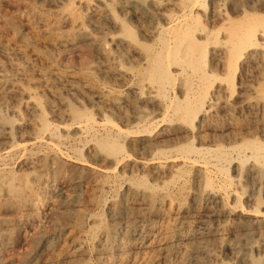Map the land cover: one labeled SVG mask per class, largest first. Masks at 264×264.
<instances>
[{"label":"bare ground","instance_id":"6f19581e","mask_svg":"<svg viewBox=\"0 0 264 264\" xmlns=\"http://www.w3.org/2000/svg\"><path fill=\"white\" fill-rule=\"evenodd\" d=\"M75 1L59 0L63 4H73ZM138 2L141 3H134L133 0H79L77 5L80 12H83L76 18V22L74 21L77 32L68 36L62 33L63 36L53 41L52 49L49 48L46 52L48 61L53 64L56 62V53L61 54L76 43L88 46L94 59L92 68L99 70L108 80L127 87L132 94L130 98L118 96L106 89L107 87L83 83L82 79L72 77L73 75L63 79L60 75L56 76L55 71L38 75L41 80L40 85L37 84L38 87L34 85L36 88H33L31 82L26 83L28 85H24L25 88L5 85L0 75V94L6 92L27 97L25 109L31 117L33 115L36 118L39 128L37 134H34L36 141L44 142L47 137L59 139L62 131L67 139L75 142L85 141L92 150L86 162L104 173H109L110 170L116 173L128 158V155H122L121 151L134 141L128 139L126 143L121 140L126 132L120 125L125 121L126 108L135 111L130 122L139 129L133 134L139 136L140 141L134 144V147L150 159L139 165L131 163L127 170H141L148 172L157 181L165 180L162 184L159 183L160 186L163 185L159 189L148 187L143 182L132 184L127 188L128 197L110 209V222L95 221L92 240L98 264H259L260 258L256 260L250 253L260 254L264 251V202H259L253 195L247 196L250 206L244 208L239 202V188L235 192L233 187L238 183L234 181L236 178L232 180L228 170L222 165L232 164V156L238 157L236 159L242 158L243 161L253 160L250 170L252 175H256L264 167V122L259 128L260 139L234 138L236 142L233 144L232 139L212 136L211 141L216 144L215 149L197 148L189 144L176 150L180 153L177 161L196 168L201 176V188L196 191L192 190V187L189 188L183 180L187 173L185 166L169 164L170 167L164 171V167L157 163L159 159L167 158L166 152L169 150L165 152L164 148L168 142L145 138L151 134L148 126L155 124V121L165 125L166 129L171 124L182 122L186 125L180 129L185 131L187 128L195 130L196 125L214 130L218 109L229 114L227 116L232 113L233 109L229 110V99L238 80H241L238 110L254 118L264 115V91L259 92L258 102L246 95L251 92L253 95L258 93L249 86V79L251 80L250 76L253 78L251 74H256L264 68V14L258 13L259 9L245 7L238 11V17L225 20L221 9L222 0H210L212 17L224 24L218 30L206 31L199 23V14L193 10L196 6H204L206 0H152L150 11L143 10L139 6L142 4L138 5ZM115 8L127 18L130 27L115 18ZM81 18L89 20L91 30L80 21ZM148 24L152 27L147 26ZM99 29L106 32L104 34H108V37L100 39L96 33ZM133 29L139 32L143 42L137 41V32L134 33ZM221 32L223 35L220 38ZM145 41H151L153 45L148 46ZM208 57L224 68L225 78L219 79L214 72L206 71ZM125 62L130 64L131 68H125ZM134 74L137 82L135 79L131 83L130 79ZM217 80L220 83L216 85ZM64 91L75 100V105L63 99ZM46 92L66 104V110L53 112L52 109L53 113L50 115L46 109L52 106L50 101H39L40 95L43 98ZM85 101L100 115L106 116L102 124L91 112L83 109ZM13 114L22 121L23 115L17 109H13ZM53 118L60 124L55 123ZM62 122L68 124L63 125ZM98 127L106 128L104 135L97 133ZM72 129H76L74 135L70 133ZM0 133L4 137L11 136L7 129L0 130ZM47 147L51 149L49 153L45 152L34 156L36 158L33 160L26 159L23 162V166L32 170L30 181L24 187L30 197L24 199V204L34 212L51 206L50 199L58 200L57 194L49 195L48 179L55 172L62 174L67 171L66 166H60V159H73L64 153L58 144H47ZM26 148V145L12 143L6 148V155L11 156L21 150L26 152ZM205 156H210V159L204 158ZM78 159L83 161L80 155ZM210 168H214L213 170L222 176L223 183L218 189L210 177ZM0 181L3 182L1 179ZM4 181L9 185L8 193L23 197L24 191H20L12 179L6 178ZM170 186L174 187L173 192L169 191ZM97 193L99 190L96 195ZM35 197L41 201L37 203ZM97 198L93 199V204L90 203L93 207H99L101 204ZM231 200L233 205H230ZM188 201H191V206ZM135 203L139 206L138 209L128 206ZM92 212V218L95 219L96 216ZM116 219H123L125 223L121 224ZM10 223L8 220L0 221V249L3 243L11 238ZM84 243L77 244L72 249L67 257L69 261L86 263L88 252ZM221 250L229 251L232 260L227 261L223 257V260H220Z\"/></svg>","mask_w":264,"mask_h":264},{"label":"rangeland","instance_id":"374dc122","mask_svg":"<svg viewBox=\"0 0 264 264\" xmlns=\"http://www.w3.org/2000/svg\"><path fill=\"white\" fill-rule=\"evenodd\" d=\"M135 1L141 2H138V5L142 4L139 6L143 10L146 9L147 11H150L152 0H133L134 3ZM77 2H79V0H76L73 4H63L62 2H59V0H0V75L3 78L2 80L5 85L8 84V86H10L11 84V86L17 88H25V86L28 85L26 83L31 82L33 88H36L35 86H37V84L40 85L39 81L41 78L39 76L41 73L55 71L54 74H57L56 76L60 75L59 77L63 79L67 78L68 75H73L72 77L75 76L77 79H82L81 82L83 83L87 82V84H95L98 87H107L106 89L113 91L112 93L125 99L131 97L132 94L128 91L127 87H123L118 83L108 80L105 76L103 77V73L92 68L94 67L93 54H91V49L86 45H79L76 43L77 45L75 44L71 46V48L61 54H58L59 52L56 53L57 56L55 55V63L52 64L48 61L46 52L49 48L52 49L53 41L60 38V36H68L72 35L75 31L77 32L75 20H77L76 18H79L83 12L82 10L80 12ZM74 4L76 6H74ZM245 7L246 9H259L258 13L262 14L263 12L264 14V0H222L221 3V9L224 18H226L225 20L238 17L240 15L238 11H240V9H245ZM211 9L212 5L210 0H206L204 6H196L195 9H193L194 13L199 14V23L206 29V31L218 30L221 25L224 24L222 21L216 20L212 17ZM113 15L117 20L120 22L122 21L125 26L129 25L127 18L123 17V14H121L118 9L115 8L113 10ZM80 21L87 25L88 30H91L92 25L87 18H81ZM97 25H99V23ZM132 25H135L134 22ZM130 26L131 25H129V27ZM147 26H149V24ZM214 26L217 29H214ZM149 27H152L151 24ZM99 30H97L96 33H98L100 39L108 37V34H104L106 32L102 31V29ZM133 30L134 33L137 32L135 35L137 41L140 42L141 37L139 36V32L135 29ZM222 35L223 33L221 32L219 37L221 38ZM141 42L143 41L141 40ZM145 43H147L148 46L153 45L151 41H145ZM208 60L205 68L206 71L214 72L216 77L219 76V79L225 78L224 75H226V72L224 68L217 65L212 58L208 57ZM124 67L129 69L131 68V65L125 62ZM86 69L88 71H86ZM16 71H20V74ZM259 72L256 73L257 75L255 73L251 74L253 78L250 76L251 80L249 79V86L252 87L255 92L257 90L258 93H254V95L252 92L249 93L251 95L246 94L255 102L260 100L259 92L264 91V68H262V71L260 69ZM135 76L136 74L131 77V83L135 81ZM36 81L38 82L36 83ZM135 82H137V79ZM244 82L246 83L245 80ZM219 83V80L215 82L216 85ZM240 86L241 80L236 81L235 90L229 99V104L231 105L229 110L233 109L230 116H227L229 114L221 112L218 109L216 117L217 124L214 130H207L205 126L202 128L196 125L195 130L187 128L185 131L180 129L186 125L182 122L171 124L167 129L164 127L165 125L159 122L157 123V121L154 122L155 124L148 126L151 134L146 135V140L168 142L166 144L167 149L164 148L165 152L166 150H169L166 152L167 158L165 157V159L163 158L157 161V163L159 162L164 167V171H166L171 164H178V166L181 167L185 166L183 163H180V160L178 162L176 159L179 157L178 155H180L176 150L180 147H187L189 144H192L197 146V148L215 149L216 144L211 141L212 136H224L229 140L232 139L233 144L236 142L234 138H237L238 140H251L253 138L260 139L259 128L264 122V115L261 114L258 116L257 118L259 119L257 120V118H254L252 115H248V113L246 114V112L238 110L237 103L239 100ZM258 95L259 97H256ZM43 96L45 97L42 98L40 95V100H38L42 103L46 100L50 101L52 106L49 108L46 107L47 112L49 111L48 113H50V115H52L53 112H64L66 110V104H63L59 99L52 96V94L46 92ZM63 99L70 104L75 105V100L72 99L66 91L63 92ZM26 101H28L27 97H24V95L22 96V94L10 95L6 92L5 94H0V117L2 120H0V130L7 129L8 132H11L9 138L0 135V157L3 162H0V171H2L0 172V179L3 181H0L2 186H0V221L8 220L11 222L9 234H12L10 240L5 241L0 249V264H87L88 262V264H98L96 249L92 240V229L95 221L98 222V220H102L106 223L108 221L110 222V209L113 205L118 204L121 200L128 197L127 188L132 184L143 182L148 187H157L159 189L163 187V185L160 186L159 183L162 184L165 180L161 179L157 181L149 175L148 172L145 173L141 170H135L134 172L127 170L128 165L131 163H137V165H139L146 162L147 159H150L149 157L147 158L144 156L141 152L135 150L134 147V144L140 141L138 140L139 136L133 134L139 129L130 122L133 120L135 111L131 108H126L124 114L125 121L120 125L122 126L121 128L123 131L126 132L121 137V140L126 143H128V139H133L132 141H134L133 144L131 143L127 146L122 143L125 147H123L121 154L128 155V158H126L119 166L116 173L113 170H110L111 172L109 171V173H104L99 172L86 162L92 154V150L90 149V145L85 141L75 142L72 139H67L65 138V132L63 131L59 134V139L47 137L44 142L36 141L35 135L39 128L36 125V118L33 115L31 117L25 109ZM43 106H45V104H43ZM13 109H17L20 114L22 113V121H19L17 116L13 114ZM83 109L91 112L100 124L106 120V116L103 114L100 115L89 102L85 101L83 103ZM53 119L55 123L60 124L56 118ZM117 121L118 120L115 122L119 123V121ZM66 124H68V122L65 124L63 123V125ZM200 124L201 123H199V125ZM96 131L101 136L104 135L107 130L106 128L98 127ZM70 133L74 135L76 129H72ZM12 143L26 145L27 151L23 152L21 150L22 152L18 151L11 156L6 155V148H8L10 144L12 145ZM47 144H58L60 149L73 159H60V166H66L67 171L62 174L61 172H55L51 174L48 179L47 186H49L48 188L50 190L49 195L57 194L59 196L58 200L50 199L51 206L42 210L38 209L34 212V210L30 211L24 204V199L30 197V194H28V191H26L24 187L27 182L30 181L32 170L27 166H23V162L26 159L33 160L38 155L45 154V152L49 153L51 149L47 147ZM78 151H80L81 154H79ZM79 155L83 161L78 159ZM206 157L207 156L204 158ZM207 158L210 159V156ZM236 158L238 157L231 156L230 160H234L232 164H226V166L225 164L221 165L228 170V174L231 176L232 180L236 178L234 181L238 183L234 184V190L235 192L239 190V192H237L239 193V202L247 209L250 206L248 201L251 195H253L259 202H264V167L260 170L261 173H259V171L256 175H252L250 170L253 160L243 161L244 159L242 158ZM172 159L175 160L172 161ZM199 160L203 161L201 159ZM166 165H168V167ZM184 168L187 173L183 180L187 182L189 188L192 187V190H199L201 188L202 179L196 168H193L191 165L185 166ZM213 169L214 168H210V177L213 184L218 189L222 185L221 183H223V180L221 174H218V172ZM6 172L8 177L5 175ZM213 174H215V176ZM242 174L244 175L242 176ZM3 176L5 177L3 178ZM6 178L12 179L17 188L20 191H24L22 198L16 196L12 192L13 195L8 193L9 185L4 181ZM248 181L251 182L249 183ZM237 185L239 186L237 187ZM255 186L257 189H255ZM258 187L261 189H258ZM168 189L173 192L174 187L170 186ZM98 190L99 193L96 195ZM247 196L249 197L247 198ZM94 198H97L99 202L101 201L99 207H93V205H91L93 204ZM35 200L37 203L41 201L40 198L38 199L36 197ZM190 202L191 201H188L189 206L192 205ZM232 203L233 201L231 200L230 205H233ZM128 206L136 209L139 208L137 203L132 205L128 204ZM91 212L96 216L95 219L92 218ZM116 220L121 224L125 223V220L123 219H120L121 221L119 219ZM210 224L213 225L214 223ZM1 228L2 227H0V230ZM80 243H84L88 252L86 263L69 261L67 259L68 255H70L73 251L72 249ZM227 252L229 253V251L226 250L220 251V260H223V258L227 261L232 260V255L230 256V253L228 254ZM250 255L256 260L260 258L258 260L259 264H264V251L260 254L251 252Z\"/></svg>","mask_w":264,"mask_h":264}]
</instances>
